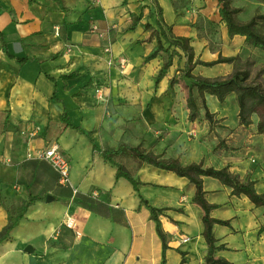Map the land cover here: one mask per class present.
<instances>
[{"label": "crops", "instance_id": "1", "mask_svg": "<svg viewBox=\"0 0 264 264\" xmlns=\"http://www.w3.org/2000/svg\"><path fill=\"white\" fill-rule=\"evenodd\" d=\"M61 1L0 0V231L7 208L30 196L40 198L0 244V264H163L162 241L140 196L154 207L169 208L160 215L170 235L165 264H205L194 186L174 172L144 164L135 173L143 183L137 191L93 150L94 144L142 143L184 164L204 160L206 166L218 154L211 142L189 137L195 121L169 90L174 65L156 86L162 56L144 64L157 40L141 25L129 30L131 13L141 2ZM158 2L173 32L191 37L199 53L208 51L219 24L226 30L216 0H181L177 9L174 0ZM200 15L214 25L198 29ZM120 58L126 59L124 67ZM64 112L81 130L66 126ZM51 144L70 159L68 185L60 183L50 162L36 157ZM215 180L204 178L208 200L219 205L212 215L231 220V226L215 225L228 248L219 255L235 264H264L263 211L243 195H231L224 205L228 187ZM84 196L88 204H103V213L85 207ZM216 211L226 218L215 216ZM68 218L80 234L64 224Z\"/></svg>", "mask_w": 264, "mask_h": 264}, {"label": "trees", "instance_id": "2", "mask_svg": "<svg viewBox=\"0 0 264 264\" xmlns=\"http://www.w3.org/2000/svg\"><path fill=\"white\" fill-rule=\"evenodd\" d=\"M62 5L61 0H57ZM154 1V8H149L147 4H139L138 12H132V23L129 30L136 29L139 25L150 32V39L155 38L157 44L152 51L145 57L144 64L150 60L162 56L163 65L156 76V86L164 79L169 69L177 61L178 64L184 59L183 72L184 77L189 79L188 95L186 97L187 108L189 110V119L195 120L199 113V105L197 98L202 102L205 110V119L208 121L210 131L215 127V115L208 106V95L215 96L219 102L226 101L228 96L234 94L238 104L239 123L245 127L253 123L252 116L258 114L260 119L257 123V131L264 135V69L253 77L252 64L250 59L242 60L237 56H223L219 53L217 59L212 61H204L196 54L193 40L189 36H179L173 32V26L167 24L163 16L162 6L158 0ZM174 0V8L177 9L178 2ZM219 6V15L221 22L224 23L229 37H244L245 43L254 48L264 51V31L261 28V22L264 21V14L255 15L248 21H242L239 18L240 8L233 5V0H216ZM35 0H30V3ZM128 0H124L123 4H127ZM64 9V7L62 6ZM148 12L145 13V10ZM155 12V13H154ZM156 16L155 23L149 21L150 18ZM145 19V20H144ZM203 17L200 15V20ZM207 23L213 24L209 19ZM201 28L202 22L195 25ZM220 63L233 64L232 72L225 76L207 77L196 74L194 70L197 66L211 67ZM70 77L73 74L69 75ZM179 83V77L175 75L169 79V90L172 94L176 93L175 86ZM61 119L65 121L66 126L81 130L80 127L72 125L66 112L61 115ZM90 134V132H89ZM94 153L100 156L108 163L116 168V177H125L134 187L139 190V186L143 184L139 178L135 176L136 169L128 166V162L133 160L137 163V167L144 164L154 166L159 169L171 171L179 177L186 178L189 184L195 188L193 202L196 203L202 211V236L206 243V254L204 257L205 264H235L226 257L219 255L222 250L228 249L226 244L220 243V239L216 236L214 228L216 224L223 226H231L230 219H220L212 215V212L219 207L218 204L211 203L207 198L204 178L211 177L218 180L221 184L231 189L230 194L233 196H246L255 207L263 208L264 215V192H259L256 188L257 181L242 180L240 176L230 169V166L216 167L206 166L204 160L199 162H191L184 164L179 157H166L164 154L156 153L148 150L140 143L136 146L120 141L118 146L98 147L93 145ZM141 197V203L150 209L152 219L155 222L156 231L163 244V264L166 263L165 252L169 248L168 241L170 235L164 230L160 215L169 208H158L150 205L149 201ZM39 197L30 196L27 200L21 202L17 207L7 208V223L0 231V244L10 238L12 230L24 218L29 206ZM87 196L83 197L82 204L96 212L103 213L104 205L101 203L88 204ZM107 214V213H105ZM264 229V224L261 230ZM260 230V231H261Z\"/></svg>", "mask_w": 264, "mask_h": 264}, {"label": "rangeland", "instance_id": "3", "mask_svg": "<svg viewBox=\"0 0 264 264\" xmlns=\"http://www.w3.org/2000/svg\"><path fill=\"white\" fill-rule=\"evenodd\" d=\"M135 2L147 4L149 8H153L155 11L153 0H136ZM233 5L241 9L238 16L242 21H248L258 14H264V0H233ZM155 20L156 16L154 14L149 21L154 23ZM199 22H202V25L207 23L204 19H201ZM261 28L264 31V21L261 22ZM225 31V28H222V25L219 24L211 34L212 38L210 37L211 42L210 46H208V51L204 54V50L201 53L196 50V54L204 61L217 59L219 53L223 56L238 55L242 60L250 59L253 62L252 71L253 77H255L257 73L264 69V51L247 45L244 37H229L227 31ZM201 34L203 33L201 32L198 35ZM183 65L184 59L180 64H178L177 61L174 63V75L179 77V83L175 86L176 93L174 97L178 103H185L187 105L186 97L188 95L189 84L191 81L184 77ZM232 70L233 64L220 63L211 67L199 65L194 72L207 77H225L229 75ZM262 76L264 77V73ZM207 99L209 109L215 115V127L210 131L208 121L205 119V110L202 107V102L197 98L200 110L197 118L191 120L195 121L196 127L192 132L193 134H190L189 137L201 144L211 142L209 147L216 145L218 154L211 158L209 164L220 167L227 162L230 167H234L235 173H237L242 180L255 178L258 188L261 191L264 189V135L259 134L257 131V123L260 116L254 114L252 116L253 123L250 126L245 127L239 123L238 104L234 94L228 96L223 103L219 102L215 96L208 95ZM128 166H131L136 170L141 167H137V163L133 160L128 162ZM174 177L179 176L174 173ZM211 179L215 180L213 178ZM220 185L223 184L220 183ZM230 191L231 189L228 188L225 190V193H223L226 197L224 205H227L228 199L232 197ZM259 209L263 211V208ZM229 211L230 210H228V212ZM215 216L226 218L225 216L227 215L225 212L216 211ZM72 230L77 235L75 229L72 228Z\"/></svg>", "mask_w": 264, "mask_h": 264}, {"label": "built area", "instance_id": "4", "mask_svg": "<svg viewBox=\"0 0 264 264\" xmlns=\"http://www.w3.org/2000/svg\"><path fill=\"white\" fill-rule=\"evenodd\" d=\"M93 4H97L100 0H90ZM93 30L97 31L98 27L93 26ZM72 49L69 47L68 51L70 52ZM106 52H110L109 47H106ZM115 61L111 57L109 59V63L113 64ZM119 63L122 67L126 64V59L120 58ZM33 153H29L28 157H33ZM38 159L47 160L50 162L52 167L58 172L59 180L61 184L68 185L71 183L70 179V159L69 157L61 150L58 144H51L45 149L38 151L36 154ZM93 195L96 197L98 195L97 191L93 192ZM67 227L75 229V221L73 219L68 218L67 221L64 223ZM77 232V231H76ZM80 234V232H77ZM190 239L189 237H184L183 241L188 242Z\"/></svg>", "mask_w": 264, "mask_h": 264}, {"label": "water", "instance_id": "5", "mask_svg": "<svg viewBox=\"0 0 264 264\" xmlns=\"http://www.w3.org/2000/svg\"><path fill=\"white\" fill-rule=\"evenodd\" d=\"M26 250H28V251H32L33 249H32L31 246H28V247L26 248Z\"/></svg>", "mask_w": 264, "mask_h": 264}]
</instances>
